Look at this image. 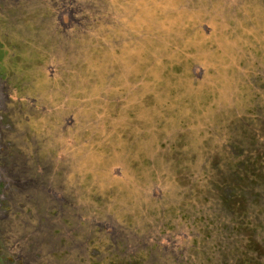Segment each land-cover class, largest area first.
I'll list each match as a JSON object with an SVG mask.
<instances>
[{
    "label": "rangeland",
    "instance_id": "rangeland-1",
    "mask_svg": "<svg viewBox=\"0 0 264 264\" xmlns=\"http://www.w3.org/2000/svg\"><path fill=\"white\" fill-rule=\"evenodd\" d=\"M0 180V264H264V0H0Z\"/></svg>",
    "mask_w": 264,
    "mask_h": 264
},
{
    "label": "flooded vegetation",
    "instance_id": "flooded-vegetation-1",
    "mask_svg": "<svg viewBox=\"0 0 264 264\" xmlns=\"http://www.w3.org/2000/svg\"><path fill=\"white\" fill-rule=\"evenodd\" d=\"M0 184H1V180H0ZM14 190H16V189H14L13 188V191ZM11 191H12V189H11ZM96 224H92L91 225V227H93V226H95ZM96 227V226H95ZM98 230H102V228H100V229H98ZM112 236H110V239L112 240V238H111ZM113 241V240H112ZM119 242H120V240H119ZM112 243H114V242H112ZM115 244V243H114ZM95 254H96V252H94ZM130 253H134V252H130ZM94 254V255H95ZM112 254H115L116 255V258H122V256H124L125 255V257L126 258H128L129 256V254H127V252L125 251V252H114V253H112ZM128 256V257H127ZM15 257V259H12L13 260V262H9V263H7L6 262V264H32L31 262H29L28 260H27V258H23L21 255H18L17 257L16 256H14ZM125 258V259H126ZM124 259V260H125ZM82 260V259H81ZM83 262H86V260L83 258V260H82Z\"/></svg>",
    "mask_w": 264,
    "mask_h": 264
},
{
    "label": "trees",
    "instance_id": "trees-1",
    "mask_svg": "<svg viewBox=\"0 0 264 264\" xmlns=\"http://www.w3.org/2000/svg\"><path fill=\"white\" fill-rule=\"evenodd\" d=\"M224 194L226 195H229L230 193V188L228 186H226V188L223 190ZM92 224H95V222H93ZM97 226L98 229L102 228L100 227V224L97 223ZM108 229H110L112 231L111 235H112V240L113 242L118 246V243H119V240L117 238H115V235H117V233L115 232V229L113 227H108ZM131 252H133V250H131ZM125 255L122 256V258H119L121 261H123L125 259ZM117 264H121L120 261L117 263Z\"/></svg>",
    "mask_w": 264,
    "mask_h": 264
}]
</instances>
